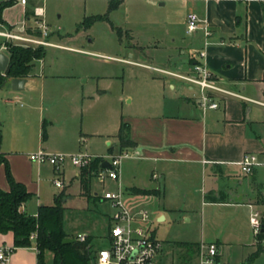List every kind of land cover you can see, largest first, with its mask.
Masks as SVG:
<instances>
[{
  "label": "crops",
  "instance_id": "0c3cea01",
  "mask_svg": "<svg viewBox=\"0 0 264 264\" xmlns=\"http://www.w3.org/2000/svg\"><path fill=\"white\" fill-rule=\"evenodd\" d=\"M45 1L27 0L25 5L18 3L9 7L18 5L21 8L22 21L20 24L18 22V27L8 23L3 25L18 30L24 25L29 31L35 27L34 8L43 9L41 19L44 21ZM177 1L183 3L182 7L187 6L189 11L181 13L173 23L174 37L170 43L153 40L146 47L136 43L124 45L121 37L124 32L111 25L118 35V29L121 30L119 43L128 50L127 54L130 53L128 59L118 61L146 69L189 74L196 54L203 46L200 32L191 36L186 33V17L192 12L204 18L210 30L206 55L201 63L207 67L218 86L244 99L214 94L212 99L218 107L203 112L197 86L159 72L162 77L155 76L153 79L160 96L159 102L143 108L141 113L125 116L119 123L118 131L121 123L128 124L129 138L134 144L133 148L123 151L131 152L133 156L130 159L134 162L126 164L119 184L127 207L132 212L145 210L149 215L150 226L152 216L157 222H168L179 227L182 223L188 225L192 233L183 229L172 242L183 247L186 244L198 246L199 253L202 246L213 244L217 248L214 264H225L221 258L226 249L232 246L248 247L250 252L258 247L257 253L264 249V231L262 240L258 242L249 224L253 209L264 216V166L255 167L250 174L245 175L237 165L246 154L254 155L259 162L264 163V0ZM159 5L164 6L165 3L160 2ZM27 10L31 15H25ZM110 12L107 10L104 14L107 19L100 22H109ZM31 20L33 25H29ZM35 35L40 36L37 29ZM129 38L131 42L134 41L132 36ZM45 40L53 46L44 47V57L33 62L22 89L14 91L10 85L11 79L0 88L9 96L3 102L5 106L14 111L18 109V113L23 116L21 127L14 132L13 148L6 147L7 140H3L0 124V152L6 158L14 180L23 184L27 192L32 194L31 199L21 207V211L30 216H36L40 206L53 205L56 198H61L62 204L69 199L74 179L79 183L80 194L84 196L80 186V170L75 172L66 186L64 169L57 173L45 164L38 165L29 160L28 153L32 150H27V147L31 138L33 140L41 136L44 126L48 134L56 131L61 142L76 141L77 130L73 123L67 129L65 121L53 117L55 109L61 105L57 102L62 100L73 115L76 111H83L87 103L96 101L103 93L98 89L100 85L94 77L74 73L68 78L78 80L61 81L59 79L64 77L45 75L47 48L60 51L51 53L61 59L76 57L71 54L89 56L84 50L66 45L69 38L58 34H48ZM2 54L9 58L7 53ZM142 59L156 66L144 64L140 61ZM37 63L41 64V74L35 71ZM75 63L80 68L81 63ZM89 81L96 83V87L89 86ZM117 134L107 135V157L117 153L110 138L116 139L115 148L119 151ZM98 136L100 134L95 131H80V137L87 140ZM41 143L50 147L47 135ZM36 144L32 145L33 150L39 146ZM107 157H102L101 169H104L103 163L109 164ZM128 167L131 168L129 174ZM56 179L62 182V188L53 184L57 192L51 198L42 189V181L53 182ZM91 182L92 179L88 198H91ZM0 189L9 191L3 166H0ZM134 190L149 191L150 194L141 195ZM93 199L107 204L111 213V206L101 196ZM205 215L208 220L206 226ZM151 230L155 238V230ZM196 264H200V261H196ZM229 264L243 263L241 258H236Z\"/></svg>",
  "mask_w": 264,
  "mask_h": 264
},
{
  "label": "rangeland",
  "instance_id": "374dc122",
  "mask_svg": "<svg viewBox=\"0 0 264 264\" xmlns=\"http://www.w3.org/2000/svg\"><path fill=\"white\" fill-rule=\"evenodd\" d=\"M160 2H164L165 5L160 6ZM108 4L109 0L45 1L46 14L44 21L48 24L49 34H58L63 38H69V43L66 45L84 50L89 56L71 54L70 56L76 57L61 59L52 56L51 52L56 50L47 48L48 57L45 60L48 63L45 65L43 73L64 77L59 79L61 81L78 80L68 78L69 75H74V73L94 77L100 85L98 89H101L103 93L96 101L87 103L83 111H76L73 115L71 110L65 107L62 100L58 101V105H61L55 109L53 117L56 120L65 121L67 129L73 123V127L77 130L76 141L61 142L60 135L56 131L53 130L48 134V130H46L50 147L42 145L41 136H38L37 139L33 138V140L31 138L27 150L32 151L28 153V158L44 148H46L44 151L47 153L64 157L78 155L107 157V135L117 134L121 119L125 116L141 113L143 108L153 106L159 102L160 96L157 93L153 79L155 76L162 77V75L151 68L146 69L142 66L127 65L118 61L119 59H128L130 53L127 54L128 50L120 45L119 35L112 30L111 25L124 32L121 36L124 45L136 43L146 47L153 40L167 44L174 37L173 23L179 19L181 13H188L189 8L187 6L182 7L183 3L177 0H124L114 11L109 13V22L97 21L91 23L93 16L107 13ZM1 19L4 23L0 24L8 23L18 27V22L20 24L22 21L21 8L17 5L13 8L4 9L1 13ZM29 25H33V20L29 21ZM0 29L2 28L0 27ZM130 36L133 37V42H131ZM1 43H3V40L0 38ZM77 61L81 63L80 68L75 65ZM140 61L151 67L156 66V64L144 59ZM40 67V63L35 66V71L37 70L36 72L39 74L42 73ZM92 85L96 87V83L89 81V86ZM167 92L169 94V91ZM6 98H9V96L4 90H0V124L3 140H7L6 147L13 148L14 132L18 127H21L23 116L18 113V109L14 111L5 106L3 102ZM81 130L95 131L100 136L87 140L85 137H80ZM82 133L86 132L82 131ZM36 142L39 146L33 150L32 145ZM110 142L114 145L115 152H117L114 155L119 154L120 152L115 148L116 139L110 138ZM129 154L133 156L131 152ZM128 162L134 161L130 157L121 161L120 177ZM45 165L54 170L48 163H45ZM63 169L65 170V183L68 186L70 178L74 176L78 169L68 162H65ZM127 169L129 174L131 168L128 167ZM97 173L98 170L92 173L91 198L80 194L79 183L74 179L70 189L71 197L62 204L64 207L63 231L68 238L75 241H77L78 236L87 235L90 257H94L98 250L107 246V230L109 218L112 215V211L110 213L107 204L100 203L93 197H100L115 186L107 179L97 178ZM42 186L44 192L53 198V194L57 192L54 190L53 182L45 181L43 183L42 181ZM207 222L205 215V226ZM144 227H151L155 230V239L161 243V249L156 257L157 264H196V261L197 263L200 261V253H194L192 256L188 248L172 242L183 229L190 231L188 225L182 223L179 227L168 222H157L152 216V225L150 226L149 221L144 224ZM190 232L192 233V231ZM252 240L254 241L255 238L253 237ZM0 242L6 243L9 247H14L10 234L4 237L0 236ZM257 249L259 250L258 247H255L250 252L248 247L232 246L230 249H226L221 262L229 264L232 263L233 259L241 258L243 264H264V249H260L254 259L248 260L249 256L255 253ZM52 260L53 254L46 251L44 253L45 264H51ZM12 262L13 264H38L34 246L23 249L15 248Z\"/></svg>",
  "mask_w": 264,
  "mask_h": 264
},
{
  "label": "built area",
  "instance_id": "2783aa9c",
  "mask_svg": "<svg viewBox=\"0 0 264 264\" xmlns=\"http://www.w3.org/2000/svg\"><path fill=\"white\" fill-rule=\"evenodd\" d=\"M15 4L25 5L27 0H15ZM250 1V0H245ZM43 9L36 7L33 9V19L35 27L28 29L24 25L20 29H13L6 25L0 24V38L3 43L0 44V52L8 54L9 46L21 47H49L53 44L47 42L45 39L49 34L48 26L41 19L43 17ZM35 29L39 32V37L35 35ZM200 32L202 34L203 42L202 49L196 54V61L191 68L189 74H179L166 70L153 68V70L163 73L166 76L181 79L192 86H197L200 91V107L203 112L208 109H216L218 104L213 101L212 95L221 94L242 98V96L221 88L214 81L212 74L207 67L201 63L205 57V49L208 46V37L210 30L208 23L204 18H200L195 13H189L186 17V33L191 36ZM261 104L260 102H255ZM131 157L128 152H122L117 155H109L110 167L108 169H99L97 178L101 180H109L116 184L115 188L109 192H105L101 198L107 201L112 208V215L109 218V226L107 230V246L95 253L92 264H157L156 257L161 249V243L152 235V230L144 227L149 220V215L145 210L132 212L124 202V192L119 184L121 161L125 158ZM102 157H90L87 155L69 156L50 154L44 150L38 151L36 154L29 156V160L38 165L48 163L54 168V171L60 173L65 162L78 170L89 166L94 160ZM243 174L248 175L255 167L264 166V163L258 161L254 155L246 154L237 163ZM154 178L156 176H153ZM53 184L57 188H62L60 180H54ZM262 215L257 210H252L249 216V224L254 236L259 235L261 231ZM37 234L33 232L29 240L34 246ZM87 240L86 235L77 237V241L84 243ZM264 245V239L262 240ZM15 247H9L6 243L0 242V264H13L12 257ZM217 254L215 245L210 244L201 247L200 250V264H213V259Z\"/></svg>",
  "mask_w": 264,
  "mask_h": 264
},
{
  "label": "trees",
  "instance_id": "16d2710c",
  "mask_svg": "<svg viewBox=\"0 0 264 264\" xmlns=\"http://www.w3.org/2000/svg\"><path fill=\"white\" fill-rule=\"evenodd\" d=\"M121 0H111L109 2L108 11L115 10ZM15 0H7L0 3V23H4L1 19V13L4 9L14 6ZM26 16L31 15L27 10ZM92 22L106 20L107 16H93ZM90 23V24H91ZM119 35L121 30L118 29ZM9 63L6 72L0 73V88H2L9 79H24L27 78L34 61L44 57V47H21L9 46L8 48ZM42 140L46 139L45 127L42 126ZM119 152L133 148L134 144L129 138L128 124L121 123L118 134ZM2 141V133L0 129V145ZM101 159L94 160L89 166L80 170V186L85 197H89V182L92 178V173L101 169ZM0 166L4 167L6 181L9 185V191L5 192L0 189V236L11 234L13 246L15 248H26L31 245L29 240L30 235L35 232L37 234L35 240L36 254L38 264H45L44 253L46 251L53 254L51 264H91L93 257H90L89 238L86 242L80 243L74 241L70 244H63V240L67 234L63 231V213L64 207L61 203V198H56L51 206H40L36 216H30L21 211V207L31 199L32 194L27 192L25 186L16 182L12 177L8 162L5 156L0 152ZM135 193L146 195L149 191L134 190ZM264 203V200H263ZM261 231L256 236L257 241H261L262 232L264 231V216L261 218ZM188 248L193 256L194 253H199V247L195 245H184ZM254 253L249 261L257 256Z\"/></svg>",
  "mask_w": 264,
  "mask_h": 264
},
{
  "label": "water",
  "instance_id": "95a60500",
  "mask_svg": "<svg viewBox=\"0 0 264 264\" xmlns=\"http://www.w3.org/2000/svg\"><path fill=\"white\" fill-rule=\"evenodd\" d=\"M8 63H9V58L7 56H5L4 54L0 53V73H4L6 72L7 70V67H8ZM25 83V80L24 79H11L10 80V85H11V88L14 90V91H19L22 89V86L24 85ZM110 165L108 163H103L102 164V168H109ZM64 201V200H63ZM75 240L74 239H71V238H65L63 240V244H70V243H73Z\"/></svg>",
  "mask_w": 264,
  "mask_h": 264
}]
</instances>
